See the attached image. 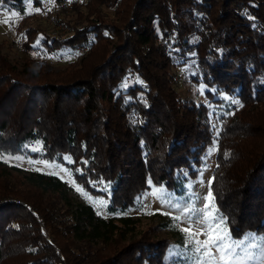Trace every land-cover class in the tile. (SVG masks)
<instances>
[{
	"label": "trees",
	"instance_id": "obj_1",
	"mask_svg": "<svg viewBox=\"0 0 264 264\" xmlns=\"http://www.w3.org/2000/svg\"><path fill=\"white\" fill-rule=\"evenodd\" d=\"M24 1L2 0L0 10L22 16ZM82 2L83 25L70 36L21 32L24 52L38 40L46 53L83 50L62 69L11 61L0 44V156H68L75 184L95 196L107 185L115 211L131 208L149 181L177 192L215 140L209 190L229 236H264V0ZM187 56L192 81L239 103L218 118L216 137L207 107L173 88L170 69ZM129 73L141 85L118 91ZM37 141L41 153H30ZM140 229L131 217L95 214L55 176L0 162V264H163L168 242Z\"/></svg>",
	"mask_w": 264,
	"mask_h": 264
},
{
	"label": "rangeland",
	"instance_id": "obj_2",
	"mask_svg": "<svg viewBox=\"0 0 264 264\" xmlns=\"http://www.w3.org/2000/svg\"><path fill=\"white\" fill-rule=\"evenodd\" d=\"M83 0H38L35 4L32 0L24 1L23 15L11 17L10 10H0V44L3 45L2 53L7 55L11 61L23 62L32 61V67L36 68L38 62L45 63L50 69H62L69 63H72L77 56L83 53L82 49L60 48L53 53H46L39 47H33L37 41L33 42L32 47L38 48L30 52H24L21 44L24 42V36L21 32L25 28L38 29L40 32L47 33L50 37H67L71 35L68 30L70 26H82L83 21L78 18V13L83 12L77 5L82 4ZM39 9V11H37ZM101 14L107 19H112L111 12L101 8ZM27 20H24L25 18ZM7 19L8 23L3 21ZM24 20V21H23ZM66 23V24H62ZM41 38V34H38ZM38 38V39H39ZM184 64L174 65L170 69V76L173 81V88L180 100H190L194 104H202L208 109L209 124L212 127V136L216 137L219 127L218 118L230 113L239 106L237 100L230 95L217 92L214 89H207L199 82L192 81L195 76L194 60L191 56ZM141 85L138 78L127 74L118 86V91L125 92L132 84ZM127 85V86H125ZM209 92L212 98L206 97ZM215 147L216 141L204 150L201 156V166L195 178L188 179L184 184L174 190L166 189L162 186L153 187L148 184V189L134 198L133 206L126 210L109 211V187L101 184L96 190L106 193V196L90 195L80 186L75 184L71 171L66 167L67 160L63 159L64 164L48 162L38 158H31L23 155H2L0 162L7 167H15L23 171L40 172L55 176L64 181L78 198L90 206L95 214L103 217H131L139 222L140 230L148 227L154 228L156 237L168 242V248L165 252L163 264H200L198 254L194 250V245L190 243L189 236L183 231L188 227V219L185 212L193 220L202 215L204 209L205 197L209 192V181L215 165L216 150L209 155V149ZM25 148L30 153H41V143L33 142L27 144ZM16 157H21L17 160ZM68 157V156H63ZM29 161H32L31 163ZM45 163L53 165L46 168ZM64 169L66 171H62ZM77 188L82 191H77ZM163 191L167 200L162 201L156 198L159 191ZM99 201H104V205H99ZM171 205V206H170ZM218 218L220 217L217 212ZM179 217V220L176 218ZM164 225V227H163ZM194 230H200L199 225H193ZM223 230L227 233L228 240L236 245L235 253L242 261V264H264V236L253 233H245L239 239H233L229 236L223 220ZM203 241L207 237L199 235L195 237ZM215 254V253H214Z\"/></svg>",
	"mask_w": 264,
	"mask_h": 264
},
{
	"label": "snow or ice",
	"instance_id": "obj_3",
	"mask_svg": "<svg viewBox=\"0 0 264 264\" xmlns=\"http://www.w3.org/2000/svg\"><path fill=\"white\" fill-rule=\"evenodd\" d=\"M31 2L32 0H28V3ZM69 2H72V0H69ZM0 3H2V0H0ZM37 11H39V9H37ZM17 15L18 13L15 11L10 13L11 17H16ZM3 23L7 24L8 20L5 19ZM33 47H39V40L33 45ZM215 150V147L210 148L209 155H211ZM16 159L20 160L21 157H16ZM63 159L67 160L68 163H74L70 157H64ZM29 162L31 163L32 161ZM44 166L46 168L53 167V165L47 163H45ZM61 170L66 171L64 169ZM211 183L212 181H209V184ZM149 184L151 185V181H149ZM77 191L82 190L77 188ZM154 194H156L157 199L162 201L167 200V197L164 195L162 190L159 191L158 194ZM205 200L207 203H205L202 215L198 219L193 220L188 216V213L185 212V217L188 219V227L183 229V231L188 234L190 243L194 245V250L198 254L200 264H242V261L235 253L236 245L232 244L228 240L227 233L223 230V218H218L211 190H209ZM98 203L101 206L104 205V201H99ZM176 219L179 220V217ZM193 225H199L200 230H194ZM199 235H204L207 238L203 241L196 239L195 237Z\"/></svg>",
	"mask_w": 264,
	"mask_h": 264
}]
</instances>
